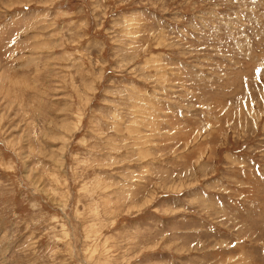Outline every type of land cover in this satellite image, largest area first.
I'll return each mask as SVG.
<instances>
[{"label":"rangeland","instance_id":"obj_1","mask_svg":"<svg viewBox=\"0 0 264 264\" xmlns=\"http://www.w3.org/2000/svg\"><path fill=\"white\" fill-rule=\"evenodd\" d=\"M0 264H264V0H0Z\"/></svg>","mask_w":264,"mask_h":264}]
</instances>
